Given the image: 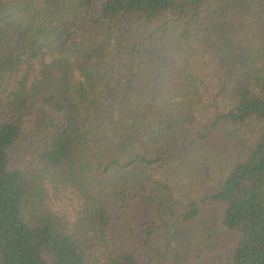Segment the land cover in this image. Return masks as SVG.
<instances>
[{"label": "trees", "instance_id": "trees-1", "mask_svg": "<svg viewBox=\"0 0 264 264\" xmlns=\"http://www.w3.org/2000/svg\"><path fill=\"white\" fill-rule=\"evenodd\" d=\"M211 7L223 41L239 23L259 36L183 64L174 48ZM225 154L217 188L171 200L167 168ZM52 189L111 264H139V248L146 264H264V0H0V264H92Z\"/></svg>", "mask_w": 264, "mask_h": 264}, {"label": "rangeland", "instance_id": "rangeland-1", "mask_svg": "<svg viewBox=\"0 0 264 264\" xmlns=\"http://www.w3.org/2000/svg\"><path fill=\"white\" fill-rule=\"evenodd\" d=\"M216 13L219 14L214 7L209 8L203 18L206 24L203 27L201 36L192 37L191 43L188 46L174 48V52H179L182 58L187 59L186 62L183 61V64L193 61L194 64L200 66L212 65V58L209 56L214 53L215 57H218V54L215 53L217 52V49L221 54L223 50L231 59H234L235 56L239 54L244 56L245 52L243 51L245 48L241 44L244 43L247 45L250 40L259 36L260 30L257 29L253 31V38L248 37L249 28L251 27L249 22L247 25L246 23H239L238 25L233 23L235 28L231 31V34H227L228 36L223 41L221 31L225 22L217 24L216 21L218 15H216ZM226 18L227 20L231 19L228 16ZM157 28L159 31L156 30ZM139 29L146 34L155 33L154 39L156 37L163 38L161 39L163 40V43L164 40L168 42L171 39V37L165 36L164 30L159 28L158 23H144L143 25H139ZM223 31L225 30L223 29ZM232 36L236 38L235 42L230 40ZM230 43L235 44L236 48L228 50L227 46ZM219 67L222 68L221 66ZM22 146L24 145H18L17 149H22ZM21 157L23 159L22 162L24 163L31 161V157L29 155ZM230 158L231 155L228 156V154H225V156L218 159L217 157H207L204 155L195 164L192 163L186 165L185 163L178 162L176 165L167 168L165 176L173 186V194L170 195L171 200H176L178 196L184 195L185 193H191L192 196H198L199 192H206L215 187L217 188L222 182L224 173L230 163ZM61 198L62 195L56 194L52 189V196L49 199L52 207L61 217H67V220L70 222L68 223L69 230L76 237L81 238V236L78 235L75 225L73 226V224H71L75 221L72 214V204L71 202H68L69 200L65 202ZM132 226L135 227L134 225ZM195 229L196 227H193L192 225L175 226L173 228V241L171 242V248L175 256H184L190 251L193 233L196 231ZM114 234H119L120 236L128 234L131 242L133 239L137 242V231L135 228H131L130 226H126L124 229V226L118 224L114 230ZM80 240L84 242L87 248L86 251L89 256V260L92 264H111L110 253L103 244L94 239L90 240L87 237H83ZM117 242L119 243V241ZM114 243L118 244L116 242ZM112 251L117 258L119 250L114 248ZM127 251L130 252L129 255L133 254V249H129ZM135 254L138 258L137 260L139 261V264H146V258L142 249L139 248Z\"/></svg>", "mask_w": 264, "mask_h": 264}]
</instances>
